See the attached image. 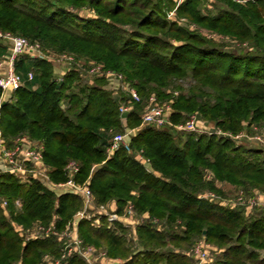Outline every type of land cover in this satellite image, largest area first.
I'll use <instances>...</instances> for the list:
<instances>
[{
    "label": "trees",
    "instance_id": "16d2710c",
    "mask_svg": "<svg viewBox=\"0 0 264 264\" xmlns=\"http://www.w3.org/2000/svg\"><path fill=\"white\" fill-rule=\"evenodd\" d=\"M172 2L0 0L2 32L39 41L46 53L86 59V66L102 64L120 73L140 96L139 102L129 103L122 122L118 104L128 102L124 92L116 100L103 79L83 82L77 66L58 83L50 60L24 53L15 62L23 84L11 101H0L1 137L8 147L22 134L41 142L52 182L65 181L63 168L75 161L74 179L87 186L96 206L113 203L121 213L131 203L137 214L157 218L158 224L145 220L134 226L133 247L119 222L95 226L79 220V237L85 244L103 245L107 258L120 259V264H195L185 250L203 237L218 250L204 264H264V209L247 212L204 194H223L220 183L239 186L246 194L264 192V149L216 134L189 131L175 136L168 126L157 128L141 120L153 95L170 103L172 124L198 113L232 135L264 125V0H217L224 8L215 2L216 11L207 14L201 12L200 0H184L175 7L178 16L246 42L226 50L167 19ZM82 8L95 15L80 16ZM5 52L0 41V58ZM125 127L136 130L129 137L131 152L117 149L109 154L111 132ZM137 153L148 167L136 159ZM81 204L79 195L58 194L34 178L22 181L1 172L0 264H41L44 253L59 257L56 237L26 238L24 231L53 223L59 232ZM57 264L86 263L73 254Z\"/></svg>",
    "mask_w": 264,
    "mask_h": 264
},
{
    "label": "built area",
    "instance_id": "2783aa9c",
    "mask_svg": "<svg viewBox=\"0 0 264 264\" xmlns=\"http://www.w3.org/2000/svg\"><path fill=\"white\" fill-rule=\"evenodd\" d=\"M0 41L6 45V52L3 56L5 60V70L3 73H0V99L1 97L6 94L7 91H15L19 87L22 86L23 80L19 73L15 70V62L17 58L26 53L32 58H47L43 52L41 51L40 45L37 41L30 42L26 38L13 35L9 32H2L0 30ZM62 61V62H61ZM58 62L62 63L68 68H72V64L75 62L74 57L71 55H62L58 58ZM102 65L97 64L90 68V73L99 72L102 70ZM107 78L113 79L119 87L123 90V92L128 97V102L131 101L139 102L140 96L136 92L133 87H130L123 81V76L120 73H115L112 70H107L105 72ZM33 77L32 72H28L27 79L31 80ZM56 82L62 81V76L54 78ZM131 107L129 104L125 102H119L118 110L120 113V117L122 122H124L127 113L130 111ZM169 112L167 111V107L164 106L157 98L151 95L147 99V106L145 107L144 112L141 114L142 124L152 125L153 127H163L168 126L170 130H185V131H192V132H201V129L198 127V115L197 113H190L182 123L179 124H172L168 118ZM135 129H127L124 133H114L110 140L109 145L107 147L108 153H112L117 149H124L127 152H131V148L129 146V137L132 133H135ZM208 134H216L217 136H225L227 138H231L233 140H239L244 138V131H240L234 135L229 134L227 132L221 131L218 127L215 130H208ZM222 133H225L222 134ZM255 138H260L259 136H254ZM43 144L37 140L29 139L27 136L20 135L15 138L13 141L12 147L6 146V143L1 137L0 133V157L2 163L0 164V173L1 172H10L17 177L27 180L28 178H34L40 181L42 179L43 184L49 187L52 190L55 189H63L61 193H72L79 195L84 203V206H91L92 195L90 190L84 184H79L75 181L74 177L78 172V165L75 161H69L65 167L63 168L67 178L63 182H52L48 177V168L45 166V171L42 169L44 168L43 164ZM136 159L140 162L144 163L147 166V161L144 159L140 154L136 155ZM6 201L2 200L1 206H5ZM15 205H20V200H15ZM230 206L234 207L235 205ZM250 207L256 205L264 209V200L252 199L250 201ZM105 204H101L96 206V211L98 216L94 219L95 225L99 224V219H105L111 225L114 221L117 222H124L125 220L129 219V217H133L137 215L140 219L148 218L151 223H155L157 218L153 217L150 218L145 214H137L134 210L131 203L126 204L123 211L121 213L116 212L114 209H106ZM79 215L85 218L83 211L78 213ZM39 230H43L46 233V236L49 233L53 235H57L59 232L55 229L54 224L50 223L49 225L45 226L37 224ZM70 225L67 224L64 230V234H71L73 233V240L72 245L74 247V252L79 254L88 264H95L89 258L88 251H91V247L86 248V250L82 249V241L80 240L79 236L76 234L77 231V224L72 227L73 229L70 230ZM32 237V236H31ZM35 237V236H34ZM43 237V236H37ZM72 246L67 245L65 246V251L61 254L62 258L69 256L72 252ZM208 243L200 240L195 243L191 251L194 252V256L196 258V264H204L208 257ZM74 254V253H73ZM106 259V256L105 258ZM104 261V260H103Z\"/></svg>",
    "mask_w": 264,
    "mask_h": 264
},
{
    "label": "rangeland",
    "instance_id": "374dc122",
    "mask_svg": "<svg viewBox=\"0 0 264 264\" xmlns=\"http://www.w3.org/2000/svg\"><path fill=\"white\" fill-rule=\"evenodd\" d=\"M184 0H173L172 2V7L169 9L168 11V15H167V19L175 21L178 25L183 26L184 28L188 29L189 31H196L199 32L202 36H204L207 40H210L211 42H213L214 44H220L223 45V48H238V47H244L246 46V42L241 43L239 40H236L234 38L229 37L228 35L225 34H221L219 32H217L216 30H211V29H207L204 26H200L195 24L192 21H189L185 16H178L175 12V7L177 5H179L181 2H183ZM217 0H200L199 2V8L201 10V12L203 14H207L209 12L214 13L216 10L213 8L215 2ZM235 2H241L243 3L245 0H234ZM216 6H218L219 8H224V5L220 2H216ZM77 13L80 16H94L95 13L92 10H87L86 8H82L80 10L77 11ZM20 36V35H17ZM22 37V36H21ZM39 43V41H37ZM41 51L43 52V54L47 57L46 59L49 58L50 61H54L56 65L58 62V58L62 55H71L74 57L75 60V55L67 53V52H63V53H46L43 51L41 44L39 43ZM227 48V49H228ZM30 57V56H29ZM86 59L80 58L78 61H75L76 63L72 64V68L74 66H77L80 70V74H81V78L83 82H92L95 80H99V79H103L105 81V86L106 88H108L110 91H113L115 93H117L118 95L121 94L123 92V90L121 89V87L118 86V84L111 78H107V76L105 75V72L107 71L106 69H104L102 67V70L99 72H94V73H90V68L94 65H97L99 63H95V62H87L88 66L85 65ZM62 62V61H61ZM84 65V66H83ZM102 65V64H100ZM71 68V69H72ZM70 69V70H71ZM32 72V71H31ZM115 73H117L116 71H114ZM185 85V84H183ZM174 94H176V91L174 92ZM162 104H164V106L167 107V111L171 112V108H170V103L168 101H161ZM129 104V103H126ZM147 106V102L146 104H144L142 113L145 110V107ZM198 115V113H197ZM188 115H186L185 120H187ZM198 127L201 129V132H195L196 134H208L209 131L208 130H215L216 126L210 122L209 120H205L203 118H201L200 115H198V121H197ZM128 128L125 127L124 131L122 132H111V133H124ZM249 130H243L244 131V138L241 139H235L234 142L236 144H242L244 146H248V147H260L264 149V125L260 126V125H252L250 128H248ZM171 132L173 133V135H179L182 132H189V131H185V130H171ZM112 134V135H113ZM225 135V133H222ZM254 136H259L260 138H255ZM219 137H224L227 138L225 136H219ZM233 140V139H232ZM138 154V153H137ZM136 154V155H137ZM139 155V154H138ZM210 177V174L208 173V178ZM40 182H42V179L40 178ZM223 191V194H215L214 192H205V197H208L210 199H214L215 202H220L223 203L225 205L231 204V205H235V206H240V207H244L246 208V211L249 212L251 211L252 208L254 207H258L256 205H253L250 207V201L252 199H258V200H264V192H261L257 189L253 190V194H246V192L243 191V189L239 186L236 185H231L228 183H220L219 184ZM56 193H59L61 191H63V189H55L54 190ZM110 203L105 204L107 207L106 209H110L109 207ZM98 206V205H97ZM234 206V207H235ZM17 208L20 207L16 205ZM96 205L92 202L91 206H84V203L82 201L81 207L72 215V217L69 219V221L67 222V224L70 225V230H72L73 226L75 225V223L77 224L79 220L81 219H86V220H90L91 223L93 225H95L94 223V219L98 216L97 211H96ZM80 211L84 212V215L86 216L85 218H83V216L79 215L78 213ZM145 220L149 221L148 218L146 219H140L137 215H134L133 217H129V219L125 220L124 222H119L120 224L124 225V227H126V229L128 230L126 235H127V241L128 244H130L132 247L135 245L136 243L132 242L130 239L134 240L133 238H135V233H134V226L136 224L142 223V222H146ZM105 223L106 225H108L109 223L104 219L102 221V219H99V224ZM116 222V221H115ZM158 220L153 223L158 224ZM66 224V225H67ZM63 227L59 233L57 235H53L51 233H49V235H53L54 237H56V242L58 243V246L60 248V253L62 254L65 251V246L67 245H71L72 246V252L70 254V256L76 255L78 258H80L81 260H83L86 264H88L79 254H77V252H74V247L72 245V240H73V233L71 232V234H64V230L66 228ZM113 224H111L110 226H112ZM38 225L35 224L32 227H30L29 229L25 230L24 233L26 234V238L27 237H37V236H46L45 231L43 230H39V228L37 227ZM43 226V224H42ZM96 226V225H95ZM45 227V226H44ZM159 227V226H158ZM22 231V230H21ZM118 231V230H117ZM76 234L78 235V231H76ZM79 236V235H78ZM80 240L82 241V249L86 250V248H90L91 251L87 252L89 255V258L95 262V264H110L108 262H104V258L105 256L107 257L106 254V248L102 245V246H93L91 244H85V242L83 241L82 237H79ZM203 240L204 242H206L204 240L203 237H199L197 238L194 243L189 246V248H187L186 250L183 248H177V250H185V252H187L188 255H190L193 260L195 261L196 264V258L194 256V252L191 251V249L193 248V246L195 245L196 242ZM209 245V249H208V259L206 261H210L211 259H213L216 255V253L218 252V250L216 249V247L209 243L206 242ZM168 248H173L172 245L167 244ZM176 249V248H175ZM61 254L59 255V257L51 255L50 253H44L42 256V261L41 264H57L59 263L63 258L61 257ZM262 254L264 255V251H262ZM52 259H54V263H52Z\"/></svg>",
    "mask_w": 264,
    "mask_h": 264
},
{
    "label": "crops",
    "instance_id": "0c3cea01",
    "mask_svg": "<svg viewBox=\"0 0 264 264\" xmlns=\"http://www.w3.org/2000/svg\"><path fill=\"white\" fill-rule=\"evenodd\" d=\"M49 60V58H48ZM52 63V74H53V77L56 78V77H60L62 76L63 78V75L66 71L70 70V68L66 67L65 65H63L62 63H57L56 65L54 61H51ZM5 67H6V64H5V60L3 59V57L0 58V73H3L4 70H5ZM12 94H13V91H7L6 94H4L0 101L3 102V101H11L13 99L12 97ZM113 97L117 100L119 98V95L115 92H113ZM136 132V131H135ZM24 136H26L25 134H22ZM2 163V160H1V157H0V164ZM44 168H42L44 171H45V165H43ZM148 167V166H147ZM22 181H27V180H24L22 179ZM61 193V192H59ZM58 193V194H59ZM109 208L110 209H114V204L111 203L109 204ZM104 262H108L110 264H120L121 260L120 259H113V258H107L104 259Z\"/></svg>",
    "mask_w": 264,
    "mask_h": 264
}]
</instances>
